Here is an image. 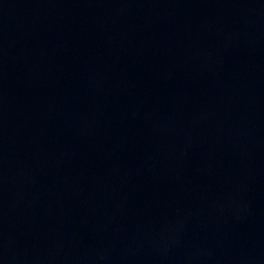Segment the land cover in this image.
<instances>
[{
  "label": "water",
  "instance_id": "1",
  "mask_svg": "<svg viewBox=\"0 0 264 264\" xmlns=\"http://www.w3.org/2000/svg\"><path fill=\"white\" fill-rule=\"evenodd\" d=\"M0 264H264V0H0Z\"/></svg>",
  "mask_w": 264,
  "mask_h": 264
}]
</instances>
